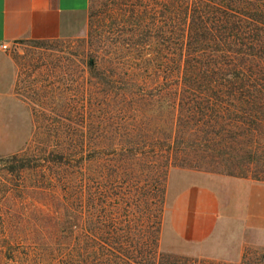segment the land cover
Wrapping results in <instances>:
<instances>
[{"label": "rangeland", "instance_id": "374dc122", "mask_svg": "<svg viewBox=\"0 0 264 264\" xmlns=\"http://www.w3.org/2000/svg\"><path fill=\"white\" fill-rule=\"evenodd\" d=\"M138 1L88 0L82 36L7 47L31 133L0 158L23 153L37 166L7 172L0 162V264H264L251 245L235 260L189 255L167 228L175 170L264 180V127L183 104L176 71L112 64ZM233 1L264 22V0ZM80 148L81 165L48 161Z\"/></svg>", "mask_w": 264, "mask_h": 264}, {"label": "trees", "instance_id": "16d2710c", "mask_svg": "<svg viewBox=\"0 0 264 264\" xmlns=\"http://www.w3.org/2000/svg\"><path fill=\"white\" fill-rule=\"evenodd\" d=\"M234 3L139 0L129 10L133 27L127 29L120 22L117 28L122 40L110 51L109 61L153 65L161 73L176 71L174 91L183 104H194L190 108L205 111L204 115L216 112V118L230 123L264 127V22ZM85 151L51 153L48 161L53 156L59 163L81 165L87 160ZM29 159L16 153L0 162L5 171L20 172L37 166Z\"/></svg>", "mask_w": 264, "mask_h": 264}, {"label": "crops", "instance_id": "0c3cea01", "mask_svg": "<svg viewBox=\"0 0 264 264\" xmlns=\"http://www.w3.org/2000/svg\"><path fill=\"white\" fill-rule=\"evenodd\" d=\"M87 23L88 0H0V154L17 151L31 133L29 110L14 92L16 67L7 47L77 38ZM166 197L167 228L186 241L189 255L235 260L245 246L264 248V180L175 170Z\"/></svg>", "mask_w": 264, "mask_h": 264}]
</instances>
